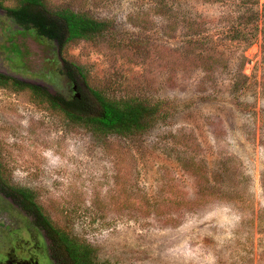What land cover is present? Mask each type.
Instances as JSON below:
<instances>
[{
	"label": "rangeland",
	"instance_id": "obj_1",
	"mask_svg": "<svg viewBox=\"0 0 264 264\" xmlns=\"http://www.w3.org/2000/svg\"><path fill=\"white\" fill-rule=\"evenodd\" d=\"M1 4L0 21L19 0ZM45 4L110 23L93 40L68 43L63 57L91 86L145 101L155 115L142 133L103 136L55 114L31 90L0 84L7 180L32 189L100 262L264 264V0ZM44 79L64 95L83 84L67 72ZM50 247L0 190V264H57Z\"/></svg>",
	"mask_w": 264,
	"mask_h": 264
},
{
	"label": "trees",
	"instance_id": "obj_2",
	"mask_svg": "<svg viewBox=\"0 0 264 264\" xmlns=\"http://www.w3.org/2000/svg\"><path fill=\"white\" fill-rule=\"evenodd\" d=\"M7 12L16 23L57 41L62 48L68 43L93 40L110 27L107 20L93 17L85 11L70 7L51 10L45 0H19V4L8 7ZM252 13L259 14L257 11ZM68 67L70 78L83 82L73 95L54 93L5 75H0V84H11L17 90H31L39 102H44L55 114L103 136L136 135L151 126L156 110L152 105L132 97L111 98L104 91L91 86L80 65L68 61ZM4 171L0 157V190L34 218L35 226L44 230L51 242V256L57 264H108L98 260L96 249L90 243L73 237L56 225L37 200L35 192L28 187L11 184Z\"/></svg>",
	"mask_w": 264,
	"mask_h": 264
},
{
	"label": "flooded vegetation",
	"instance_id": "obj_3",
	"mask_svg": "<svg viewBox=\"0 0 264 264\" xmlns=\"http://www.w3.org/2000/svg\"><path fill=\"white\" fill-rule=\"evenodd\" d=\"M1 7L2 4L0 10L4 13ZM5 10V20L0 21V43L3 46L2 50L6 52L3 63H7L9 70H0V75L47 89H50V81L46 83L44 76L53 80L54 72H67L69 75L68 62L64 59L62 47L58 42L39 35L33 28H26L16 23L13 18L7 16V9ZM73 84L77 89V83L73 82ZM35 229L38 230L37 226ZM13 254L10 256L13 257ZM31 260L24 262L28 261L30 264ZM1 264L4 263L1 261Z\"/></svg>",
	"mask_w": 264,
	"mask_h": 264
}]
</instances>
